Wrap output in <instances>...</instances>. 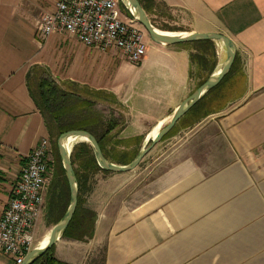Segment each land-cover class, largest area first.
Returning a JSON list of instances; mask_svg holds the SVG:
<instances>
[{
	"label": "crops",
	"instance_id": "1",
	"mask_svg": "<svg viewBox=\"0 0 264 264\" xmlns=\"http://www.w3.org/2000/svg\"><path fill=\"white\" fill-rule=\"evenodd\" d=\"M156 1L188 22L160 31L226 36L235 61L135 170L98 174L84 196L96 214L93 238L62 237L54 256L67 264H264V0ZM56 2L0 0V218L26 156L48 138L30 88L36 69L114 99L124 118L108 148L143 150L227 59L225 44L212 40L148 39L139 64L66 35L40 42L39 18ZM104 156L118 166L137 157ZM37 230L40 242L47 233ZM0 264L14 263L0 254Z\"/></svg>",
	"mask_w": 264,
	"mask_h": 264
},
{
	"label": "built area",
	"instance_id": "2",
	"mask_svg": "<svg viewBox=\"0 0 264 264\" xmlns=\"http://www.w3.org/2000/svg\"><path fill=\"white\" fill-rule=\"evenodd\" d=\"M124 7V0H57L54 9L39 18L37 40L66 35L87 47L117 51L128 62L139 64L148 51L145 32L131 12L126 16ZM52 157L53 145L43 138L26 156L0 218V254L14 264H23L35 249V232L51 183Z\"/></svg>",
	"mask_w": 264,
	"mask_h": 264
},
{
	"label": "trees",
	"instance_id": "3",
	"mask_svg": "<svg viewBox=\"0 0 264 264\" xmlns=\"http://www.w3.org/2000/svg\"><path fill=\"white\" fill-rule=\"evenodd\" d=\"M139 1L149 16V10L145 1ZM151 22L153 24V21ZM37 87L38 93L37 95L33 94V98L45 120L46 126L51 131H55L58 138L61 134L72 130H83L91 133L97 139L102 148L103 140L108 137L110 131L116 125H119L113 121H110L109 123L105 122L104 116L96 109V101L82 95L86 90H89L87 88H83L84 90L81 91L80 87L73 83L59 84L50 75L41 78ZM90 92L94 95L96 93L92 90H90ZM53 149L60 163L58 175L61 177L60 181L54 185L58 187L60 192L59 194L54 193V197L50 200V217L53 226H55L64 217L69 207L70 188L59 156L57 142L54 143ZM71 162L78 181V207L72 221L62 237L75 241H88L92 239L94 235L96 214L81 206L80 195L82 178L86 181L89 173H95L97 171L108 173V171L99 167L93 148L89 143H81L73 148ZM83 173L86 175L83 176ZM32 264L67 263L61 262L55 258L53 246Z\"/></svg>",
	"mask_w": 264,
	"mask_h": 264
},
{
	"label": "water",
	"instance_id": "4",
	"mask_svg": "<svg viewBox=\"0 0 264 264\" xmlns=\"http://www.w3.org/2000/svg\"><path fill=\"white\" fill-rule=\"evenodd\" d=\"M132 8L135 11V14L131 13L132 16L139 22L141 26L145 28L148 32L150 39L158 44L162 45H175L179 43L192 42L196 40H212L225 43L227 51V59L223 64L222 68L214 73L207 82H205L201 87H199L189 98H187L178 110L172 116L171 122L164 127L159 134L154 138L148 148H145L140 151L137 157L128 165L118 166L107 160L104 156L102 148L97 141V139L89 132L83 130H72L66 133H63L59 136L57 140V147L59 156L61 159L62 166L65 170L69 188H70V203L67 209L66 214L61 219V221L56 224L53 228V233L49 239L47 246L43 249L35 248L25 259L23 264H32L40 256L45 254L49 249H51L56 242L62 238L64 232L68 228L70 222L72 221L76 209L78 207V197H79V188L78 181L74 167L71 162V153L68 151V145L65 146V143L72 137H83L87 139V143L91 145L94 151V155L99 167L108 172L114 173H126L135 170L143 158L148 154V152L159 142H161L175 127L176 123L201 99V97L208 92L209 90L216 87L230 72L233 63L236 57V46L226 36L220 34H198L192 33L181 36H168L164 32L157 29L152 22L150 21L146 11L142 7L139 0H129Z\"/></svg>",
	"mask_w": 264,
	"mask_h": 264
},
{
	"label": "rangeland",
	"instance_id": "5",
	"mask_svg": "<svg viewBox=\"0 0 264 264\" xmlns=\"http://www.w3.org/2000/svg\"><path fill=\"white\" fill-rule=\"evenodd\" d=\"M152 1L151 4L149 5V19L153 21L154 26L163 31H175L178 29H182L185 26H187V16L184 13L179 12L178 10H175L171 7H168L166 4L162 5L160 2L156 0H150ZM124 13L129 17L130 12L127 10L126 7H124ZM141 29L145 32V39L146 41L150 39V36L148 32L145 30L143 26H141ZM151 40V39H150ZM119 55H117L118 57ZM35 78H32L30 80V88L32 90V93L34 95H37L38 93V87L36 84V78L37 80H40L41 78L48 77L50 73L46 69H36L33 72ZM65 84V83H64ZM80 90L83 91V87H80ZM86 90V89H85ZM89 92V93H86ZM86 92L82 93L83 96L88 97L90 99H93L96 101V109L100 112L101 115L104 116L105 122L109 123L110 121H113L115 123H118L119 125L123 123V118H124V110L114 99H106L104 97H101L99 94L90 92L89 90H86ZM93 95V96H92ZM47 127V126H46ZM48 129V127H47ZM48 138L50 139L52 145L57 142L58 140V135L56 134L55 131H51L48 129ZM111 137H107L106 139L103 140L102 142V148L105 153V155L115 161H122V162H130L134 159L139 154L138 148L136 149H117V148H108L109 141H111ZM81 143H78L76 146L80 145ZM54 151V150H53ZM53 163L51 167V183L46 191L45 195V209L42 215V218L40 219L38 223V237L39 235H45V237L39 242L36 240L35 242V248H37L43 241L47 238L46 236L52 231L53 228L52 225L53 223L51 222V217H50V200L52 197H54V193L59 194L60 190L58 189L56 183L60 181V176L59 170H60V163L57 159V156L54 151L53 155ZM101 171H97L95 173H89L87 175V180L84 181V178H82V185H81V195H80V200H81V206H85L87 204L86 199L84 196L93 188L94 183L97 184L98 180V174H100ZM84 174V173H83ZM84 174L83 176H85ZM89 176V177H88ZM103 176L101 175V178ZM97 178V180H96ZM88 183L90 184L88 187ZM108 193L106 192L105 195ZM88 205V204H87ZM89 210V209H88ZM49 231V232H48ZM40 240V238H39Z\"/></svg>",
	"mask_w": 264,
	"mask_h": 264
},
{
	"label": "bare ground",
	"instance_id": "6",
	"mask_svg": "<svg viewBox=\"0 0 264 264\" xmlns=\"http://www.w3.org/2000/svg\"><path fill=\"white\" fill-rule=\"evenodd\" d=\"M124 2H125V4H126L128 10H129V12L135 14V11H134V9H133L132 6H131L130 1H129V0H124ZM164 33H165L166 35H168V36H172V35H170V34H168V33H166V32H164ZM224 44H225V43H224ZM222 66H223V65H222ZM222 66H221V68H222ZM221 68H220V69H221ZM220 69H219V70H220ZM219 70H218V71H219ZM158 134H159V133H158ZM158 134H157V135H158ZM157 135H156V136H157ZM156 136H155L154 138H156ZM154 138H153V139H154ZM87 142H88L87 139H85V138H83V137H72V138H70V139L68 140V142L65 143V146L68 145V151H69V152H72L73 148H74L78 143H87ZM53 228H54V227H53ZM52 233H53V229H52V231L50 232L49 236L43 241V243H41V244L37 247L38 249H43V248H45V247L47 246V244H48V242H49V239H50Z\"/></svg>",
	"mask_w": 264,
	"mask_h": 264
}]
</instances>
